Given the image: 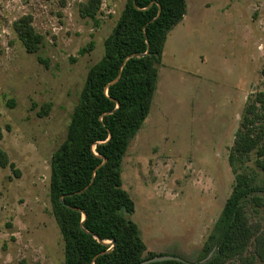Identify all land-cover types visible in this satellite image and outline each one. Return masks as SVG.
I'll use <instances>...</instances> for the list:
<instances>
[{"label":"rangeland","instance_id":"rangeland-1","mask_svg":"<svg viewBox=\"0 0 264 264\" xmlns=\"http://www.w3.org/2000/svg\"><path fill=\"white\" fill-rule=\"evenodd\" d=\"M86 1L0 0V151L9 162L0 166V264H65L50 202L51 160L128 0H102L95 20L79 14ZM25 15L43 36L35 54L14 29ZM260 92L264 0H186L185 16L165 43L150 114L121 165L144 257L211 259L236 182L229 155L246 106ZM46 104L49 113L41 116ZM257 159L254 150L236 168L254 178L255 190L242 203L253 222L264 224Z\"/></svg>","mask_w":264,"mask_h":264},{"label":"trees","instance_id":"trees-1","mask_svg":"<svg viewBox=\"0 0 264 264\" xmlns=\"http://www.w3.org/2000/svg\"><path fill=\"white\" fill-rule=\"evenodd\" d=\"M101 6L102 0H87L80 4L79 14L95 20ZM185 13L186 0H128L104 43V57L88 72L67 139L51 160L50 202L65 244V264H140L155 257H144L146 245L130 218L135 203L123 189L121 165L130 141L150 114L168 35ZM14 29L29 54L40 50L44 40L32 16L15 21ZM90 50L92 45L83 52ZM132 55L145 56L126 62ZM123 65L120 79L110 85ZM49 110L46 104L40 115L47 116ZM263 125L264 92H260L247 104L236 132L229 155L236 182L219 221L224 228L222 237L211 259L203 264L264 263V224L253 222L242 203L255 190L254 178L236 168L237 162L256 150L257 167L264 172ZM8 164L6 153L0 151V166ZM252 201L257 207L263 205L261 198ZM99 240L114 241L115 247L108 252L111 245Z\"/></svg>","mask_w":264,"mask_h":264},{"label":"water","instance_id":"water-1","mask_svg":"<svg viewBox=\"0 0 264 264\" xmlns=\"http://www.w3.org/2000/svg\"><path fill=\"white\" fill-rule=\"evenodd\" d=\"M134 6H135L136 9H138L135 4H134ZM146 42H147V46L149 47V42L148 41H146ZM145 55H132V56H130V57H128L126 59V62L129 59H131V58H142ZM123 67H124V65L122 66V68H121V70L119 72V75H118L117 79L115 81H113L110 85L116 83L120 79L121 73H122V70H123ZM105 163H106V159H104V163L103 164H105ZM84 219H86V215L85 214H84ZM99 242L102 243V244H104V245H111L112 248L108 252H111L113 250V248L115 247V242L114 241L113 242H102V241L99 240ZM166 261H179V262H184V260L182 258L175 257V256H156V257H154L152 259H148L146 261H143L140 264H153V263H157V262H166Z\"/></svg>","mask_w":264,"mask_h":264}]
</instances>
